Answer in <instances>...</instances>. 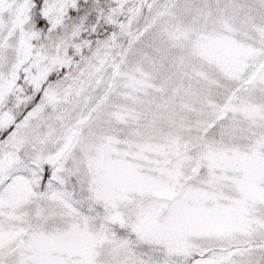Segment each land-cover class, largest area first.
Segmentation results:
<instances>
[{"label": "snow or ice", "instance_id": "1", "mask_svg": "<svg viewBox=\"0 0 264 264\" xmlns=\"http://www.w3.org/2000/svg\"><path fill=\"white\" fill-rule=\"evenodd\" d=\"M0 264H264V0H0Z\"/></svg>", "mask_w": 264, "mask_h": 264}]
</instances>
